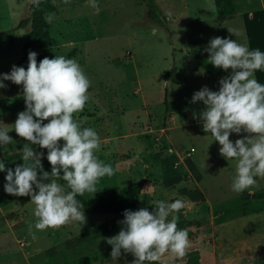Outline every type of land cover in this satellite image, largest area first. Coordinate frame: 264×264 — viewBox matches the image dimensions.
<instances>
[{"label":"rangeland","instance_id":"374dc122","mask_svg":"<svg viewBox=\"0 0 264 264\" xmlns=\"http://www.w3.org/2000/svg\"><path fill=\"white\" fill-rule=\"evenodd\" d=\"M53 2L56 11L49 23L54 44L40 52L39 62L50 56L78 61L91 86L89 101L74 117L97 132L101 144L95 154L114 169L84 199L137 196L142 207L183 199L185 207L174 215L194 237L183 258L166 254L159 264H187L194 252L201 264L264 261V199L253 198L264 193V177H256V185L244 192L232 191L237 162L221 156L219 143L203 130L200 117L206 106L192 102L205 86L219 91V81L232 74L210 64L205 49L214 37L247 42L242 12L256 2L233 0L236 14L220 21L213 0H154L165 23L148 16L149 0ZM30 3L0 0V75L10 73L22 55L29 26L18 24L28 19ZM3 83L0 128L10 133L26 102L22 85ZM245 135L233 133L230 140ZM10 136L12 142L0 147L5 164L0 172V264H132L134 256L123 251L112 260L105 239L121 228L99 230L112 215L85 213L84 225L35 229L31 200L21 204L20 197L4 191L7 169L23 165L20 150L28 143ZM31 147L35 151L37 145ZM192 149L195 165L188 158ZM246 193L251 197L245 198Z\"/></svg>","mask_w":264,"mask_h":264},{"label":"clouds","instance_id":"9594fccd","mask_svg":"<svg viewBox=\"0 0 264 264\" xmlns=\"http://www.w3.org/2000/svg\"><path fill=\"white\" fill-rule=\"evenodd\" d=\"M33 3L38 6L39 0ZM46 19L50 21L51 16ZM205 51L210 64L225 71L231 69L232 74L219 81V91L205 86L194 93L192 102L206 106L200 117L203 130L219 143L221 156L236 160L232 191L241 193L256 185V177H264V84L255 78L257 71L264 70V52L250 50L246 41L238 43L222 37L212 38ZM28 60L27 69L13 65L10 73L0 75V89L6 87L3 81L23 86L26 111L18 114L14 131L28 142L20 150L23 165L7 169L4 191L31 197L37 230L56 229L70 222L84 225L87 218L77 196L95 194L99 180L114 175L113 167L95 155L101 144L97 132L82 127L74 117L90 99L91 81L74 58L45 57L38 64L37 53L30 51ZM242 132L247 135L235 142L230 140L233 133ZM11 142L8 130L0 128V147ZM31 145L47 149L51 174L43 171V152L34 151ZM3 171L5 164L0 161ZM59 179L66 184L62 186ZM153 203L151 212L147 208L126 210L118 235L105 238L112 246V260H118L122 251L134 256L132 264H155L166 254L180 258L186 255L189 233L178 228V216L174 215L185 207V201Z\"/></svg>","mask_w":264,"mask_h":264},{"label":"trees","instance_id":"16d2710c","mask_svg":"<svg viewBox=\"0 0 264 264\" xmlns=\"http://www.w3.org/2000/svg\"><path fill=\"white\" fill-rule=\"evenodd\" d=\"M215 11L217 18L220 21H225L231 19L235 14V6L233 0H213ZM150 9L148 10V16L154 21H160L165 23V18L162 15L155 12L156 5L154 0H149ZM56 11V7L54 5L53 0H39V5L37 6L31 0L30 3V12L29 17L26 20H22L19 22L18 27H23L28 25L29 31L27 33L26 39L23 44L22 55L18 62L15 63L17 67H24L27 69L28 67V55L30 51H34L37 53V62H39V54L44 50H50L54 44V39L50 35V23L49 20L46 19L50 14ZM56 56H50L49 59H54ZM163 105L165 107V112H168V91L164 92V100ZM44 123H48L45 121ZM10 135H17L14 130H12ZM36 152H43L44 156L41 161L43 165V171L51 174L52 166L47 160V149H42L37 146ZM96 155V154H95ZM97 156V155H96ZM42 175V173H40ZM62 186L66 184L62 179L58 180ZM253 198L257 200L264 199V193H259L253 195ZM77 199L83 204L84 212L88 214H109L112 215L113 218L104 224H102L99 228L100 231L103 232H111L116 229L122 228L123 225L119 223L124 219V212L126 210L137 211L141 208H147L150 212L154 211L155 206L151 205L149 207H142L139 205V198L136 196L132 200L128 199H120L114 197L108 198H99V199H84L83 196H77ZM31 200V197H20L19 201L21 204H25ZM179 229H186V226L183 222H178ZM189 239H193L194 233L188 230ZM155 264H159V262H155ZM187 264H201L199 261V255L197 252L188 255ZM256 264H264L262 259H259Z\"/></svg>","mask_w":264,"mask_h":264},{"label":"crops","instance_id":"0c3cea01","mask_svg":"<svg viewBox=\"0 0 264 264\" xmlns=\"http://www.w3.org/2000/svg\"><path fill=\"white\" fill-rule=\"evenodd\" d=\"M251 1L256 3L248 4L245 7V11L242 12L247 31V45L250 50L259 49L264 52V0ZM255 78L259 83L264 84V70L257 71Z\"/></svg>","mask_w":264,"mask_h":264},{"label":"built area","instance_id":"2783aa9c","mask_svg":"<svg viewBox=\"0 0 264 264\" xmlns=\"http://www.w3.org/2000/svg\"><path fill=\"white\" fill-rule=\"evenodd\" d=\"M193 154H194V150L192 149V150L190 151V153L188 154V155H189L188 158H189V160L192 161V164L195 165L196 163H195V161H194L193 158H192Z\"/></svg>","mask_w":264,"mask_h":264},{"label":"water","instance_id":"95a60500","mask_svg":"<svg viewBox=\"0 0 264 264\" xmlns=\"http://www.w3.org/2000/svg\"><path fill=\"white\" fill-rule=\"evenodd\" d=\"M251 195H252L251 193H246V194H244V197H245V198H250Z\"/></svg>","mask_w":264,"mask_h":264}]
</instances>
